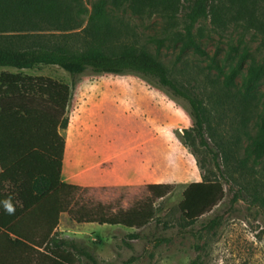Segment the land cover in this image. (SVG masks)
Wrapping results in <instances>:
<instances>
[{"label":"trees","instance_id":"obj_1","mask_svg":"<svg viewBox=\"0 0 264 264\" xmlns=\"http://www.w3.org/2000/svg\"><path fill=\"white\" fill-rule=\"evenodd\" d=\"M183 0H113L115 7L135 4L144 8H162L173 14ZM255 8L259 0H230ZM189 28L199 19L219 20L218 8L212 0H189ZM77 5L65 0H0V264H28L19 255L41 250L44 264H72L70 255L96 264L91 254L72 241L57 237L58 218L65 213L64 192L81 190L60 181L65 131L69 107L77 78L81 76L135 77L148 87L165 95L190 119L192 133L173 134L193 157L201 182L189 185L182 193L178 211L184 221L194 224L222 200L223 186L206 180L202 167L187 143L192 137L212 156L218 178L230 184L238 174L250 177L240 186L239 194L249 196L250 204L264 208L263 183L248 173L244 161H237L233 145L247 123L246 105L231 93H222L213 105L216 127L232 132L221 136L210 125V112L202 100L192 97L169 78L163 66L147 51L123 44L120 31L112 27L100 2L81 27ZM193 46L190 39L185 48ZM197 51V49L195 48ZM39 67H54L69 76V84L47 77L22 74ZM184 101L187 106L182 105ZM263 138L255 145L264 153ZM206 134L213 141L207 146ZM248 187V188H247ZM167 185L148 186L149 193H166ZM77 224L143 228L152 219L143 210L117 215L107 221H80ZM130 239H136L132 234Z\"/></svg>","mask_w":264,"mask_h":264},{"label":"rangeland","instance_id":"obj_2","mask_svg":"<svg viewBox=\"0 0 264 264\" xmlns=\"http://www.w3.org/2000/svg\"><path fill=\"white\" fill-rule=\"evenodd\" d=\"M65 1L84 11L79 18L82 28L95 6L104 2L110 25L120 31L119 41L147 51L178 87L202 100L210 112L211 127L217 128L224 139L226 133L232 132L227 126L222 132L216 127L213 102L221 98L222 93H231L240 103H247V123L243 131L247 136L240 135V142L232 149L236 160L246 162L248 173L263 183L264 192V153L255 151L256 143L263 138L264 0H259L255 8L230 0H212L218 8L219 20L201 18L191 28L187 19L189 0H183L175 14L135 4L115 7L113 0ZM189 39L193 46L181 51ZM1 72L16 73L13 70ZM22 74L65 84L70 82L66 73L54 67H39ZM133 81L140 82L130 76H81L76 84L84 92H119L130 89ZM144 85L147 90H154ZM179 102L187 106L184 101ZM178 120L179 125L174 126L172 133L190 135L188 116L181 111ZM206 138L207 146L213 149L208 134ZM187 143L196 154L206 180L217 181L224 189L222 200L196 223L188 224L178 211L187 187L170 185L166 193L157 194L146 189H81L63 193L66 210L58 218L57 237L87 249L96 264H264V208L259 204L251 205L249 196L239 194L240 186L246 187L245 183L251 178L238 174L230 184L223 183L208 151L190 136ZM138 210L152 217L138 230L96 223L77 224L72 219L109 221L117 215ZM132 234L137 238L130 239ZM40 251L22 253L19 259L28 260V264H44ZM70 257L72 264H90L85 259Z\"/></svg>","mask_w":264,"mask_h":264},{"label":"crops","instance_id":"obj_3","mask_svg":"<svg viewBox=\"0 0 264 264\" xmlns=\"http://www.w3.org/2000/svg\"><path fill=\"white\" fill-rule=\"evenodd\" d=\"M181 111L141 81L119 92H84L75 82L61 183L106 190L201 182L192 156L172 133Z\"/></svg>","mask_w":264,"mask_h":264}]
</instances>
